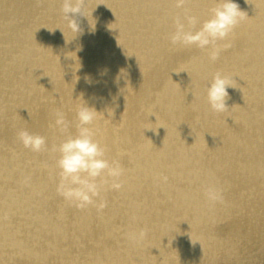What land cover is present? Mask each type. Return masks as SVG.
Listing matches in <instances>:
<instances>
[{
  "label": "bare ground",
  "instance_id": "bare-ground-1",
  "mask_svg": "<svg viewBox=\"0 0 264 264\" xmlns=\"http://www.w3.org/2000/svg\"><path fill=\"white\" fill-rule=\"evenodd\" d=\"M236 2L247 14L212 60L170 35L217 0H87L78 35L61 0H0V264H264V0ZM217 72L235 85L223 112L206 98ZM85 101L123 168L103 208L57 192L54 147ZM21 129L46 146L25 148Z\"/></svg>",
  "mask_w": 264,
  "mask_h": 264
},
{
  "label": "clouds",
  "instance_id": "clouds-1",
  "mask_svg": "<svg viewBox=\"0 0 264 264\" xmlns=\"http://www.w3.org/2000/svg\"><path fill=\"white\" fill-rule=\"evenodd\" d=\"M174 2L177 8H182L186 0H174ZM61 3V11L67 27L78 35L81 28L77 17L85 16L89 19L86 11L87 0H61ZM246 14L247 12L240 8L236 0H217V6L210 10L208 18L202 22L196 16L185 12L182 17L175 18V30L170 35L171 44L182 47L194 46L207 51L210 59L215 60L221 49L229 46L226 43L229 34ZM197 24H199L198 28L195 27ZM230 86L235 85L227 75L221 72L214 74L206 89L207 103L211 110L223 112L228 108ZM99 112L101 111L95 106H90L86 101L79 105L76 110V133L65 136L54 147L59 154L56 161L59 169L57 192L67 203L77 208H86L94 203L98 208H103L105 202L98 198L101 197L104 187L108 186L112 189L121 187L120 178L123 175V168L120 162L107 159L106 148L94 138L95 132L91 125ZM51 126L61 132L68 128V121L63 112L56 111ZM17 135L23 146L32 151H41L46 146V137L43 135L32 133L27 129L19 130ZM205 195L212 202L223 198L222 191L214 186L208 187ZM144 234V230L141 229L139 232L131 233L129 238L138 240L143 238Z\"/></svg>",
  "mask_w": 264,
  "mask_h": 264
}]
</instances>
